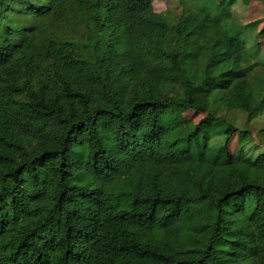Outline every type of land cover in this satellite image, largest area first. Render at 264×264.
<instances>
[{
  "label": "trees",
  "instance_id": "16d2710c",
  "mask_svg": "<svg viewBox=\"0 0 264 264\" xmlns=\"http://www.w3.org/2000/svg\"><path fill=\"white\" fill-rule=\"evenodd\" d=\"M253 1L0 0V264H264Z\"/></svg>",
  "mask_w": 264,
  "mask_h": 264
},
{
  "label": "rangeland",
  "instance_id": "374dc122",
  "mask_svg": "<svg viewBox=\"0 0 264 264\" xmlns=\"http://www.w3.org/2000/svg\"><path fill=\"white\" fill-rule=\"evenodd\" d=\"M184 1L185 0H154V8L157 13H166L170 12L172 14V17L175 19L176 16H180L184 10ZM236 14L238 17L241 18V22H238L239 25L245 33H247V36L250 38L251 44H253L252 41L256 39V36L264 30V1L257 2L253 1L250 3L249 7H244L241 4H237V6L234 7ZM13 17L10 22V25L14 28V30L20 29V23L17 19H14ZM258 22L259 25H256V29L253 33L250 31L244 29L247 25ZM258 40L260 47L264 48V36L261 37ZM262 45V46H261ZM183 117L190 122L193 125H197L203 120L206 115L204 114H197L194 112H187L183 115ZM262 122H260L261 124ZM256 142H259L258 140ZM239 140L237 136L234 137V139L231 141L230 148L231 151L234 152L238 148Z\"/></svg>",
  "mask_w": 264,
  "mask_h": 264
}]
</instances>
